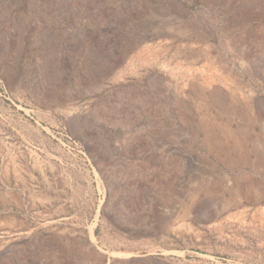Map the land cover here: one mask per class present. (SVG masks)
<instances>
[{
    "label": "rangeland",
    "instance_id": "374dc122",
    "mask_svg": "<svg viewBox=\"0 0 264 264\" xmlns=\"http://www.w3.org/2000/svg\"><path fill=\"white\" fill-rule=\"evenodd\" d=\"M0 264H264V0H0Z\"/></svg>",
    "mask_w": 264,
    "mask_h": 264
},
{
    "label": "bare ground",
    "instance_id": "6f19581e",
    "mask_svg": "<svg viewBox=\"0 0 264 264\" xmlns=\"http://www.w3.org/2000/svg\"><path fill=\"white\" fill-rule=\"evenodd\" d=\"M259 158V157H258Z\"/></svg>",
    "mask_w": 264,
    "mask_h": 264
}]
</instances>
